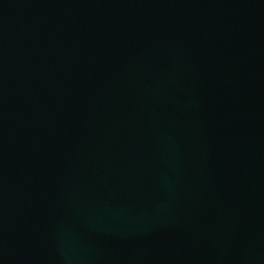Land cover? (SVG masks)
Returning <instances> with one entry per match:
<instances>
[{"label": "water", "instance_id": "95a60500", "mask_svg": "<svg viewBox=\"0 0 264 264\" xmlns=\"http://www.w3.org/2000/svg\"><path fill=\"white\" fill-rule=\"evenodd\" d=\"M0 264H264V0H0Z\"/></svg>", "mask_w": 264, "mask_h": 264}]
</instances>
